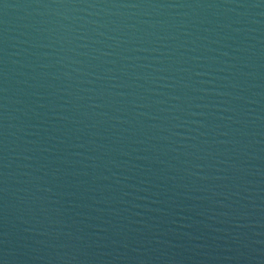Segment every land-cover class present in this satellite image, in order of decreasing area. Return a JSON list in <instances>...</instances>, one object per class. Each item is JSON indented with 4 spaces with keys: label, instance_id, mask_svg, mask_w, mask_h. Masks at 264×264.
Returning a JSON list of instances; mask_svg holds the SVG:
<instances>
[{
    "label": "water",
    "instance_id": "1",
    "mask_svg": "<svg viewBox=\"0 0 264 264\" xmlns=\"http://www.w3.org/2000/svg\"><path fill=\"white\" fill-rule=\"evenodd\" d=\"M264 17V0H0V172Z\"/></svg>",
    "mask_w": 264,
    "mask_h": 264
}]
</instances>
